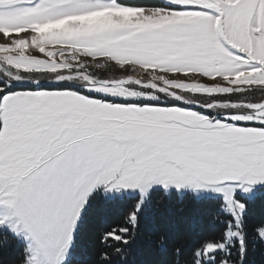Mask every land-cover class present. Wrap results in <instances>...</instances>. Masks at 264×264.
<instances>
[{"label": "snow or ice", "instance_id": "6c2138e0", "mask_svg": "<svg viewBox=\"0 0 264 264\" xmlns=\"http://www.w3.org/2000/svg\"><path fill=\"white\" fill-rule=\"evenodd\" d=\"M0 264H264V0H0Z\"/></svg>", "mask_w": 264, "mask_h": 264}]
</instances>
